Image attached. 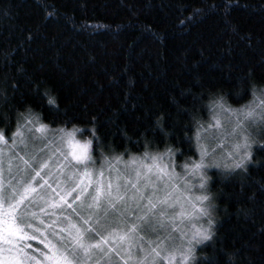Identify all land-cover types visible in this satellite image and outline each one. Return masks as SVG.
<instances>
[{"label": "trees", "instance_id": "trees-1", "mask_svg": "<svg viewBox=\"0 0 264 264\" xmlns=\"http://www.w3.org/2000/svg\"><path fill=\"white\" fill-rule=\"evenodd\" d=\"M249 75L264 83V0H0V112L31 107L51 128L75 124L97 163L98 145L127 159L145 141L152 153L180 149L178 167L199 160L210 94L241 107ZM252 151L246 172L206 168L214 236L196 246L198 262L264 264V148Z\"/></svg>", "mask_w": 264, "mask_h": 264}, {"label": "snow or ice", "instance_id": "snow-or-ice-1", "mask_svg": "<svg viewBox=\"0 0 264 264\" xmlns=\"http://www.w3.org/2000/svg\"><path fill=\"white\" fill-rule=\"evenodd\" d=\"M33 91L40 93L39 83H35ZM243 91L245 95L251 91L253 99L239 109L228 106L230 112L239 114L234 132L239 130L240 139L223 158L226 161L223 168L231 172L247 171L248 164L253 162V144L264 148V99L261 98L264 97V83H258L249 75ZM210 95L214 97L208 101L211 109L226 107L223 94ZM42 99L58 110L50 89L43 90ZM7 102L6 90L0 88V103ZM189 115L192 122L199 125L197 114L193 111ZM13 119L14 130L0 127V254L6 253L2 256L4 264H32V261L36 264H91L96 252L109 258L114 254L122 264H160L161 260L168 264H205L197 260L196 245L214 236V193L209 191L210 177L204 169L221 164L215 158L205 159L209 153L200 143L202 125L195 133L200 158L184 163L186 171L181 174L174 166L169 167L170 162L163 160L165 156L172 157L180 152L178 148L166 147L163 153H152L148 151L149 142L145 141L142 154L129 153L125 159L128 149L117 154L111 145H107L108 152L103 145H98L101 163L97 166L92 155L93 139H77L76 134L81 129L75 124L71 128H51L31 107L23 112L14 107L12 113L0 112V124L9 125ZM161 121L162 117H158L156 126L163 131ZM216 122L219 124L218 119ZM250 127L260 133L259 139L252 138L248 132ZM49 134L64 151L57 147L47 159H37L34 153L27 151L24 155L17 152L18 144L26 149L29 139L48 140L51 144ZM92 137L99 139L94 127ZM4 148L9 149L7 182L3 177ZM56 153L62 160L55 164L57 178L49 183L48 177L53 174L49 161ZM149 157L151 163L146 162ZM13 161H16L15 173ZM118 165H123V169ZM45 169L48 171L42 176ZM37 177H40L38 182ZM176 178L183 181V189ZM195 178H199L198 194L193 191L197 188L192 182ZM185 202L190 203L194 211L198 209L197 215L208 217L207 226L193 225L195 231L191 236L181 230L178 238L166 233L153 240L143 234L155 232L154 225L164 229L166 220L191 216L192 212L184 208ZM176 203L180 204V212L169 213L168 208ZM30 240H39L44 246L36 249L39 257L28 251L33 247L27 243ZM107 264H111L110 259Z\"/></svg>", "mask_w": 264, "mask_h": 264}, {"label": "rangeland", "instance_id": "rangeland-1", "mask_svg": "<svg viewBox=\"0 0 264 264\" xmlns=\"http://www.w3.org/2000/svg\"><path fill=\"white\" fill-rule=\"evenodd\" d=\"M264 99V97H261ZM253 99V98H252ZM251 99V100H252ZM250 100V101H251ZM256 103H259V100L256 101ZM235 108V109H239ZM213 115L216 114V119H213L212 115V122H210L205 128H203L200 132L201 140L200 143L204 145L205 149L208 151L209 156L205 157L206 160H211L213 158L217 159L220 161V164L222 165L224 162H226L223 158L227 156V152L232 150L233 144L240 139V136L238 134L239 130L237 129L234 132V129H236V124L238 120L239 114H233L228 110V107H225L223 110L220 109H213L212 110ZM242 118V117H239ZM219 120V124H217L216 120ZM248 132L252 135L253 139H258L257 137L259 135V132L255 128H248ZM76 138L83 141L87 140L79 135V133L76 134ZM49 140H52V143L49 144L48 140H32L29 139L27 144V148L25 149L23 145L17 146V152H19L20 155H24L25 151H27L29 154H35L37 159H47L50 155H52L55 152V149L57 147H61L55 140H53L52 135L49 134ZM47 145V146H46ZM61 151H64V149L61 147ZM163 153V152H160ZM8 155H9V149L4 148V155H3V177L5 182L8 181L9 179V173H8ZM27 159L28 157L25 156ZM62 157H60L59 153H56L54 156H52V160L49 161V164L51 166V171L52 175L48 177L49 183H53L54 180L57 178L56 176V168L55 164L58 161H61ZM163 160L169 163V167H175V171L178 173L183 174L186 170L183 168V165L181 167H178V165L174 162L172 157L165 156L163 157ZM147 163H151V157H149L146 161ZM228 162V161H227ZM100 163L96 162V165L98 166ZM16 161H13V173L16 172ZM36 165H33L35 167ZM21 167H23L21 165ZM121 169H123V165H118ZM206 168L204 171L206 172ZM48 169H45L41 172V175L43 176ZM67 171V169H65ZM107 175V173H106ZM155 179V177H153ZM40 180V177H37V182ZM198 180L199 178L193 179V184L197 185V188L193 189L194 192L197 194L199 193V188H198ZM15 183V181H13ZM35 183V182H34ZM176 183L179 185L181 189L184 188L183 181L179 180V178H176ZM159 184V182H158ZM162 187V184L160 185ZM39 191V189H38ZM176 195H180V193H176ZM199 203V202H197ZM184 208L188 212H192L191 216H178L174 221L172 220H166L165 223V228L161 229L160 226L154 225L156 228L155 232H144L143 234L147 236V238L156 239V236H161L163 237L166 233H171L173 237H179L180 231H186L189 236H191L192 231H195L193 228V225H196V227H200L201 225L207 226L208 222V217L204 216H199L197 215L198 209L193 210L192 205L190 203L185 202L184 203ZM181 210L180 204L176 203L173 204L170 208H168L169 213H179ZM130 220L132 219L131 217L129 218ZM175 225V227H174ZM191 230V231H189ZM179 242V240H177ZM27 243L31 244L33 247L31 249H28L29 252H31L33 255H36L39 257V253L36 252L37 248H43L44 246L40 243L39 240L36 241H28ZM167 244L168 241H165ZM197 246V245H196ZM140 253L137 252V255ZM6 255L5 254H0V264H4L2 256ZM164 253H161V256H163ZM111 260V263H117V264H122V262L119 261L117 257H115L114 254H111L110 258L109 257H103L101 253L96 252L93 255L91 264H107L108 260ZM32 264H36V261H32ZM160 264H168V261L166 260H161Z\"/></svg>", "mask_w": 264, "mask_h": 264}]
</instances>
